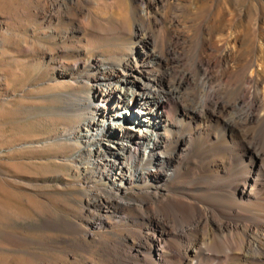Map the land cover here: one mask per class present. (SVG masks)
I'll use <instances>...</instances> for the list:
<instances>
[{"label": "bare ground", "instance_id": "bare-ground-1", "mask_svg": "<svg viewBox=\"0 0 264 264\" xmlns=\"http://www.w3.org/2000/svg\"><path fill=\"white\" fill-rule=\"evenodd\" d=\"M232 22L197 25L199 88H187L198 74L182 62L194 36L162 26L155 36L142 21L113 59L99 54L83 72H61L88 90L61 139L78 147V173L108 184L109 195L86 202L82 242L104 234L92 264H264V23ZM231 44L240 57L224 81ZM165 73L177 86L158 85ZM122 109L144 118L122 123Z\"/></svg>", "mask_w": 264, "mask_h": 264}, {"label": "rangeland", "instance_id": "rangeland-1", "mask_svg": "<svg viewBox=\"0 0 264 264\" xmlns=\"http://www.w3.org/2000/svg\"><path fill=\"white\" fill-rule=\"evenodd\" d=\"M141 21L155 36L161 26L170 34L181 30L194 36L182 62L199 75L196 87L187 88H199L201 73L192 58L201 52L196 41L205 36L195 32L197 25L203 30L208 22L227 27L234 21L231 29L264 23V0H0V264L99 263L93 252L104 234L87 237L86 243L82 235L92 220L87 198L109 195L108 184L78 173L72 162L78 147L61 139L78 123L77 104L88 93L85 83L61 72H83L81 65L99 54L113 59ZM232 44L233 67L224 81L240 57ZM224 47L214 50L213 58ZM249 55L246 50L243 58ZM163 76L159 86H177L173 74ZM136 116L125 110L118 119L137 127L144 116Z\"/></svg>", "mask_w": 264, "mask_h": 264}]
</instances>
